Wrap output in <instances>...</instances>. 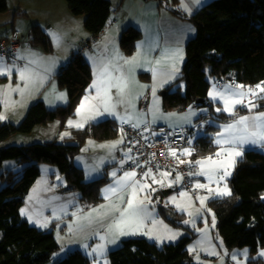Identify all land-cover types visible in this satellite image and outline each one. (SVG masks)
<instances>
[{"label": "trees", "instance_id": "1", "mask_svg": "<svg viewBox=\"0 0 264 264\" xmlns=\"http://www.w3.org/2000/svg\"><path fill=\"white\" fill-rule=\"evenodd\" d=\"M159 1L196 27V35L186 44L182 75L163 94L164 108L185 110L198 98H204L205 101L197 105L209 106L212 115L215 108L208 99L211 88L208 74L245 85L264 81V0H212L192 15L180 10V0ZM67 3L73 14L85 16V27L93 36L107 26L112 10L109 0H67ZM7 9L6 0H0V13ZM31 34L34 44L48 51L52 49L49 36L40 26H34ZM141 37V30L130 26L122 31L120 46L131 55ZM56 78L59 86L68 91V104L49 109L38 100L31 104L21 123L0 120V144L13 134L31 132L35 126L53 120H60L62 128L66 127V121L75 115L92 82V68L83 55L77 53L60 68ZM3 80L5 77H0V82ZM180 81H184V89L178 85ZM1 111L0 104V114ZM217 117L222 122L232 118L224 112ZM218 128L209 125L206 133L197 138L195 142L200 149L195 154L196 159L216 152L213 134ZM120 132L119 123L110 118L72 128L70 136L62 142L53 140L0 148V164L6 159L31 162L22 172L6 170L0 176L4 183L0 188V264H48L61 248L52 230L32 225L21 213L27 193L41 174L40 164H53L64 175L66 184L58 187L60 192H77L81 202L94 206L102 201V187L109 178L103 175L86 180L83 168L74 162L75 157L88 138L107 140ZM229 182L232 194L210 201L217 216L218 231L229 249L249 246L250 252L255 254L264 247V151L246 150L237 161ZM159 212L171 225L185 227L190 234L161 246L144 236L125 239L109 251L110 264H191L188 244L195 233L183 224L184 213L171 206H160ZM56 264L91 262L77 249ZM250 264H264V259L252 260Z\"/></svg>", "mask_w": 264, "mask_h": 264}, {"label": "crops", "instance_id": "2", "mask_svg": "<svg viewBox=\"0 0 264 264\" xmlns=\"http://www.w3.org/2000/svg\"><path fill=\"white\" fill-rule=\"evenodd\" d=\"M109 1L112 10L107 26L100 33V39L94 43L93 48L82 53L85 60L91 65L93 79L81 102L86 96H96V89L92 88L91 85L97 80L102 69L107 66L112 77L123 76L128 82V87L122 96L117 95L116 88L111 89V102L115 105L116 113L127 121L124 123L139 125L142 124L141 121L139 122V113L142 111L143 105L150 101V98L147 97L145 102H142V96L138 94V87H141L142 79L151 78V76L152 80L155 79L156 76L150 69L155 70L159 67L165 71L166 75L169 68H179L186 59L187 42L196 35V27L193 22L175 15L169 8L161 5L159 0ZM209 1L199 0L197 3L196 0H180L179 7L184 13L192 15ZM6 3L8 9L5 12L6 17H2V20L10 19L12 21V32L18 30L25 38V32L21 29L28 28L29 33H32V28L38 25L47 33L52 45L50 50L52 57L49 61L44 62L41 53L43 48L41 49L38 47L39 45L34 44L32 34H29L28 39H26L28 48H31V51L27 52L28 56L41 60L42 74L51 76V78L49 82L43 83L44 77H41L42 90L37 88L36 92L32 91L34 92L32 95L24 94L25 100L22 104L18 105L21 96L16 90L17 88L10 87L9 77L0 75V77L7 79V82H0V104L2 105L0 115L5 117L2 121L17 124L20 121L19 118L25 117L29 107L35 101L42 100L49 109H56L68 104V91L59 86L56 75L60 68L67 65L71 58L78 53L79 42L83 39H92L93 35L85 27V16L73 14L67 0H6ZM7 23L9 22L5 21L3 25ZM130 26L140 29L142 37L137 43L136 51L127 55L120 46V36L122 31ZM11 33L8 31L0 39ZM133 57H135L134 63H124L126 60H132ZM144 75H147L146 78ZM159 77L163 79L160 86L167 85L169 75ZM61 95L64 96V99L60 98ZM87 103H95V101L89 100ZM7 104L14 107L11 115H7ZM84 111L82 110V112ZM110 118L115 119L119 124L123 123L116 116L105 113L97 116L94 120L89 119L83 127ZM69 120L80 122L81 117L75 112V115L66 121L67 126L62 129L55 127L56 120L51 121L52 123L48 122L47 124H52V127H44L46 134L56 135V139L64 135V131H69L68 135H64L65 138L69 137L71 129L77 128H69ZM17 134H13L9 139L18 136ZM124 136L128 146V137L125 133ZM109 140L101 141L109 142ZM103 144L106 146L107 143ZM126 158L125 161H128L130 152ZM104 160L106 162L98 170L83 163L75 162V164L83 168L86 180H94L100 177L104 172L103 168L110 164L108 157H105ZM74 161L78 160L75 158ZM120 166L119 173L111 178L107 169L105 175L109 181L102 187V201L90 206L80 201V195L77 192H60L58 187L66 184L64 175L58 173L54 168L43 165L40 176L31 186L21 207V210H25L22 214L23 217L40 229L52 230L61 246L60 251L64 250L70 253L79 249L87 255L89 260L92 256V259L95 260L96 255L101 254L100 251H93L99 245H103L102 252L105 254L120 246L125 239L140 236L150 239L152 232L147 227L145 215L138 230H136L135 224H121V228L125 231L136 230V234L120 235L119 230L115 227L116 221L120 219V212L115 211V208L122 211L127 206L131 192L129 191L131 189L124 192L118 191L115 194L105 192L110 186L115 187L116 181L125 172L132 171H122ZM91 169L95 170L96 173L91 172ZM135 179L142 181L144 177H135ZM106 195L107 199H105ZM102 205L104 207H101ZM94 209L96 211H93ZM148 216L159 220L158 215H155L151 210L148 211ZM156 235L154 239L150 240H156L158 238ZM101 237L104 239L102 240ZM113 240L115 243L112 242Z\"/></svg>", "mask_w": 264, "mask_h": 264}, {"label": "rangeland", "instance_id": "3", "mask_svg": "<svg viewBox=\"0 0 264 264\" xmlns=\"http://www.w3.org/2000/svg\"><path fill=\"white\" fill-rule=\"evenodd\" d=\"M5 15H6L5 12L0 13V38L4 34H7L8 31L9 33L12 32L11 30L12 21L10 19L2 20V17H6ZM5 21H8L9 23L3 25ZM21 30H24L25 32V38H22V46L20 50L17 52L16 57L12 60H9L6 57H4L0 51V57L3 58V60L0 61V67H7L8 69H11L10 73H6L2 76L9 77L8 80L10 87L12 86L13 88H17L19 86V89L22 90L19 91L21 97L18 102V105L24 102L25 100L24 94L32 95L34 94V92H36L35 90L37 88H39V90H42L43 85H41V77H44L43 83L49 82L51 78V76L42 74L41 68L43 67V65L41 63V60L35 59L32 56H28L27 52L31 51L30 50L31 48H28L26 39H28L29 34H31V32L29 33L28 28H24ZM36 45H39L38 47H40L41 49L43 48V50L41 51L43 55V61L44 62L49 61V59L52 57V52L46 50L40 44H36ZM17 60L22 61V63L19 64ZM183 63L184 61L182 62V65L179 68L168 69L166 75H169V81L165 86H160V84H162L163 79L160 78L159 76L164 77L166 75H165V71L163 69H160L159 67L155 69L156 77L154 80H152V76L151 78H146V76H144V78L146 79H142L141 87H138L139 89L138 94H141L142 102H145L147 97L150 98V101L146 103V105H148L149 110L145 112L142 109L144 113L142 111L139 113V122L141 121L140 123H144L145 121L150 120L153 123L165 124L169 127H180V126L195 127L196 133L194 134V138H193L194 142L197 140L198 137L206 133V128L209 125H216L219 128L213 134L214 143H215L216 133L221 131V127H220L221 125L232 123L240 116H251L259 112H264V108H261V106L264 104V99H261V97H264V92H261L256 87L257 85L264 86V81L256 85H250V84L245 85L241 83H233L229 80L223 81L222 79H218L209 74H208V79L211 83V88L209 93L210 92L225 93V95H228V88L230 87L231 89H234L236 91H244V92H248L249 89H252L256 92V96H252L251 94H249L248 96L244 97L245 104L236 105L235 108L233 109L235 113L234 115L230 114L229 112L223 111V108L225 106L223 100L219 99V97L213 99L212 96L210 95L208 99L209 101L214 103V108H215V112L212 115H210L209 106H205V105L192 104L185 110L164 108L163 105L164 91H166V88H168L172 83L178 80L179 77H181ZM24 68H28L30 70V79L27 80L20 79L19 70ZM149 74L151 73L149 72ZM3 82H7V79L3 80L1 83ZM178 85H180L181 88L184 89L185 83L184 81H180ZM237 85H242L243 88H236ZM153 88H155L154 96H153ZM249 100H251L253 103L258 105V107L252 109L251 112L246 106ZM218 108L221 109V111H217ZM13 110L14 107L11 104H7L6 106V111L8 112L7 115H11L13 113ZM220 112H224L227 115L232 116V118L226 122H222L217 117V114ZM20 118H19L20 121H18L19 123H21L25 117L22 119ZM55 123H56L55 127L57 128L61 127L62 129L60 120L57 119ZM46 125H37L35 130H32L31 132L28 133L18 132L17 134L18 136H13L10 139L8 138L4 140L0 144V148L2 149L10 145H16V144L17 145L33 144V143H40V142L53 141V140L62 142L65 140L64 135L55 139L56 135L46 134L45 131L46 128L44 127H52L51 126L52 124H46ZM203 126H206V128L205 129L202 128ZM63 133H69V131H64ZM99 143H101L102 145ZM103 143H107L106 146H103L105 145ZM113 145L115 146L113 147ZM216 146H217V150L214 154L200 156L197 158V160H204L207 157H212L213 160L223 161L224 167L220 168L217 172L213 174L212 181H209L207 175H195L196 177L194 178V185H196L197 183L206 185V187L200 188V193H198L197 195H194L193 192L185 188L180 187L177 189H173L175 180L172 179L169 175L166 177H159L157 174L152 173V175L155 176L157 180L163 181V185H161L160 183H153L151 177L144 176V180L140 181L142 184L148 185V187L145 189L144 192L138 194V197L139 199L145 200L146 223L148 229L152 232L150 239H154L155 234H157L156 236L158 238L154 241L158 242L159 245L161 246L164 243H175L179 241L184 235L190 234L185 227L173 226L160 215L159 212L160 206H168V207L171 206L176 211L180 213H184L185 219L183 220V224L191 228L195 233L194 238L188 244V249L192 258L191 264H250L252 260L264 259V256L261 255V253L264 252V247H260L258 249V252L255 254H252L250 252L249 246L229 249L226 246L222 236L218 231L217 216L214 209L210 205V201L217 198L225 197L216 194L218 190H224L225 187L232 194V188L230 186L229 179L231 178L234 172L237 161L244 155L246 150L257 149L260 151H264V147H260L259 145H249V144L237 146V150L241 151L242 155L234 157L235 164L234 166L229 167V164L231 163V158H228V154L226 152H221V147L228 148L231 146L230 145L221 146L217 144ZM129 149L130 147L129 145L128 146L126 145V139L123 132H120L118 136L111 138L109 142H102L101 140L90 137L85 141L80 152L76 155L75 158L78 161H74V162L78 164L83 163L85 165L91 166V168L93 166L95 170H98L101 168V166H103L102 164L106 162L104 158L108 157L110 160V164L102 168L104 170L103 172L104 175L108 169V173H110V178H111L113 176L112 175L113 172H115L116 175L119 173L118 171L120 164L125 162L129 152L131 154V151H129ZM97 151H100V153H97ZM217 152H221V155L216 156ZM30 163L31 162H19L15 159H6L3 161L2 164H0V176L3 173H5L6 170H14V171L22 172L24 168ZM43 165L46 167L54 168L58 171V168L53 164L50 163L40 164L41 167ZM225 169H227L230 175H227L223 180H220L219 177L223 175ZM95 170L91 169V172L96 173ZM198 171H200V168H198ZM58 173L60 172L58 171ZM103 174L101 176H103ZM170 183L171 186H168ZM3 186L4 183H2L0 178V188ZM209 189H212V191L210 192ZM181 192H186L187 196L181 197L180 196ZM146 197L147 199H145ZM172 197L176 198L175 203L172 202L171 200ZM200 197L205 198L203 204H201V201L199 199ZM262 199L264 200V195L262 196ZM177 204L181 205V207L177 208L176 206ZM150 210L153 211L155 215H158L157 217H159L158 218L159 220H156L153 217L148 216V211ZM185 221H188V223H185ZM108 253L105 254L103 253L100 255L97 254L95 260L92 259L93 256L92 258L90 256L91 264H110ZM68 254L69 253H67L64 250L62 251L59 250L57 253L54 254L52 260L48 264H56L58 260L64 258Z\"/></svg>", "mask_w": 264, "mask_h": 264}, {"label": "snow or ice", "instance_id": "4", "mask_svg": "<svg viewBox=\"0 0 264 264\" xmlns=\"http://www.w3.org/2000/svg\"><path fill=\"white\" fill-rule=\"evenodd\" d=\"M196 2L199 3V0H196ZM184 7L186 8V6ZM2 60L3 58L0 57V61ZM134 61H135V57H133L132 60L124 61V63L132 64L134 63ZM117 70L119 71V69ZM150 70L153 71L154 75L156 74L154 69H150ZM10 72L11 69H8L7 67H0V75H4ZM19 75L21 80L30 79V70L28 68L21 69L19 70ZM91 87L96 89V96L94 97L86 96L84 98V100L81 102L80 106L76 110L77 115L81 117L80 122L69 120L68 121L69 127L82 128L84 126V123H86L89 119L94 120L96 119L97 116L104 115L105 113L116 116L117 118L121 119L122 122H127L126 120H124V118L118 116V114L115 111V105L111 102L112 88H116L117 95L122 96L125 93L126 88L128 87V82L123 76L112 77L111 73L108 71L107 66H105L98 75L97 80L93 82ZM256 87L261 92H264V86L257 85ZM236 88H243V86L237 85ZM16 90L22 91L21 89H19V86L17 87ZM249 94H251L252 96H256V92L252 89H249L248 92H244V91H236L234 89H231L230 87L228 88V95H225V93H215V92L209 93V95L212 96L213 99L219 97V99L223 100L225 105L223 111L229 112L232 115L235 114L233 111L235 106L238 104L244 105L245 104L244 97L248 96ZM154 95H155V88H153V96ZM60 98L64 99V96L61 95ZM261 99H264V97H261ZM89 100H93L95 101V103L86 104V102ZM246 106L248 107L250 112L252 111V109L258 107V105L253 103L251 100L247 102ZM82 110L85 111L82 112ZM217 111H221V109L218 108ZM4 118H5L4 116L0 115V120H3ZM133 127H138V125L134 124ZM220 127H221V131L216 133L215 143L221 146L223 145L231 146L228 148L221 147V152H226L228 154V158H231V163L229 164V167L234 166L235 164L234 157L242 155V152L237 150V146L249 144V145H259L260 147H264V112H259L251 116H240L232 123L221 125ZM64 135H68V133H64ZM114 146L115 145H113V147ZM129 151H131V149H129ZM221 152H217L216 156H220ZM183 154L191 155V152L189 149H184ZM169 155L175 157L176 152L170 149ZM179 163H185V161L179 160ZM188 163L191 164L192 162H188ZM194 163L197 166H199L200 171L195 173H189V175H207L209 181H212L213 174L215 172H217L220 168L224 167L223 161L213 160L212 157H207L204 160H196ZM112 175L116 176V173L113 172ZM160 175L166 177L169 175V173H161ZM227 175H230V173L227 171V169H225L223 175H221L219 179L223 180ZM144 176L151 177L153 183H160L161 185H163L162 180H157L156 177L152 175L151 169L145 172ZM135 177H136L135 171L125 172L124 175L116 181L115 187L110 186L108 189L105 190L106 193L115 194L118 191L124 192L127 191L128 189H131L129 199L127 200V206L122 211L119 208H115V211L120 212V219L117 220L115 224V227L119 230L120 235L136 234V230H138L139 227L142 225V218L146 214L145 200L139 199L138 194L144 192L145 189L148 187V185L142 184L139 180H136ZM182 179L183 177L177 174L174 182L178 183ZM168 186H171V183ZM195 187L203 188L206 187V185L197 183ZM209 191L211 192L212 189H209ZM216 194L220 196L231 195L230 191H228L226 187L224 190H218ZM180 196L185 197L187 196V193L181 192ZM107 198L108 197L106 195L105 199ZM145 199H147V197ZM199 199L201 201V204H203L205 198L200 197ZM171 200L173 203L176 202L175 197H172ZM176 206L177 208L181 207V205L179 204H177ZM101 207L104 206L102 205ZM93 211L96 210L94 209ZM24 212L25 210L22 209L21 213L24 214ZM29 219H31V217H29ZM185 223H188V221H185ZM121 224H129V225L135 224L136 230H133L131 232L125 231L123 228H121ZM101 239L103 240L104 237H101ZM112 242L115 243L114 240ZM102 250H103V245H99L96 249H93L94 252L100 251L101 254H103ZM261 255L264 256V252H262Z\"/></svg>", "mask_w": 264, "mask_h": 264}, {"label": "built area", "instance_id": "5", "mask_svg": "<svg viewBox=\"0 0 264 264\" xmlns=\"http://www.w3.org/2000/svg\"><path fill=\"white\" fill-rule=\"evenodd\" d=\"M103 31V30H102ZM101 33V32H100ZM100 33L92 39H83L79 42V54L91 50L96 41L100 39ZM22 33L14 30L10 35L0 40L1 54L9 60L16 57L18 50L22 46ZM18 62L21 64L22 61ZM195 105H197L195 103ZM143 111H148V105L144 104ZM120 131L128 137V145L131 149L130 158L121 164L122 171H135L136 177H144V173L149 169L159 177L161 173H169V176L175 180L177 174L183 179L173 185V189L185 188L197 195L200 188L195 187V173L199 166L194 162L197 160L195 154L199 151V145L193 141L196 133L195 127L180 126L169 127L165 124L153 123L150 120L133 127L127 123L119 124ZM202 128H206L203 126ZM174 150L176 156L169 155V150ZM189 149L191 155H184L183 150ZM154 154V155H153ZM179 160L185 163H179ZM188 162H192L191 164Z\"/></svg>", "mask_w": 264, "mask_h": 264}, {"label": "water", "instance_id": "6", "mask_svg": "<svg viewBox=\"0 0 264 264\" xmlns=\"http://www.w3.org/2000/svg\"><path fill=\"white\" fill-rule=\"evenodd\" d=\"M165 92H167V91H164V94H165ZM204 101H205L204 98H198V99L196 100V104H201V103H203Z\"/></svg>", "mask_w": 264, "mask_h": 264}]
</instances>
